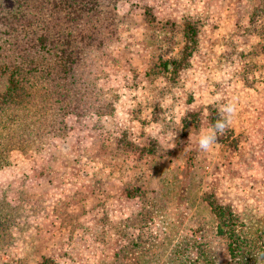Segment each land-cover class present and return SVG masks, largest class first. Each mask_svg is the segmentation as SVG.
Instances as JSON below:
<instances>
[{"label": "rangeland", "instance_id": "374dc122", "mask_svg": "<svg viewBox=\"0 0 264 264\" xmlns=\"http://www.w3.org/2000/svg\"><path fill=\"white\" fill-rule=\"evenodd\" d=\"M114 12L99 80L111 109L67 112L63 134L11 149L0 166V199L18 211L0 264H106L135 244L139 228L125 219L143 204L152 236L127 250L128 262L146 250L143 264H234L228 239L239 233L249 251L264 237V0H119ZM217 95L238 113L203 152L199 135L218 119L205 109ZM124 135L130 145L120 148ZM153 139L168 152L144 167L140 149ZM60 201L74 228L56 214Z\"/></svg>", "mask_w": 264, "mask_h": 264}, {"label": "trees", "instance_id": "16d2710c", "mask_svg": "<svg viewBox=\"0 0 264 264\" xmlns=\"http://www.w3.org/2000/svg\"><path fill=\"white\" fill-rule=\"evenodd\" d=\"M118 2L0 0V166L9 160L11 149L37 146L45 133L63 134L67 112L111 109L99 80L106 76L104 64L112 58L109 44L115 34L114 7ZM104 5L109 9L103 12L100 8ZM160 62L167 64L166 60ZM177 126L180 134L190 128L187 119ZM126 138L117 140L120 148L126 146L125 141L130 145ZM140 150L148 157L144 167H151L156 157L168 152L154 139ZM138 189L143 193L141 186ZM55 212L71 228L78 224L76 216L64 209L63 201ZM17 213L16 206L0 199V242L12 240L10 227ZM151 214V207L143 204L125 219L127 226L139 228L137 240L135 244L128 240L106 264H134L125 259L126 252L133 246L142 248L152 236ZM245 240L236 233L226 241L230 262L264 264V237L260 235L261 245L249 251ZM147 253L141 251L138 264L145 262Z\"/></svg>", "mask_w": 264, "mask_h": 264}, {"label": "clouds", "instance_id": "9594fccd", "mask_svg": "<svg viewBox=\"0 0 264 264\" xmlns=\"http://www.w3.org/2000/svg\"><path fill=\"white\" fill-rule=\"evenodd\" d=\"M223 97L217 95L213 100L207 102L205 115L209 114L207 108L214 107L218 114V119L207 131H202L198 139V148L203 152H209L218 143V139L223 137L226 131L232 126L233 119L238 113L237 103L234 100L222 102Z\"/></svg>", "mask_w": 264, "mask_h": 264}, {"label": "crops", "instance_id": "0c3cea01", "mask_svg": "<svg viewBox=\"0 0 264 264\" xmlns=\"http://www.w3.org/2000/svg\"><path fill=\"white\" fill-rule=\"evenodd\" d=\"M208 63L206 62V69H208V71H206V76L207 77H209V75H207L208 73H209V70H211L210 69V67H209V65L211 64V61H212V53H211V51L208 53ZM195 57H197V56H195ZM208 65V66H207ZM193 68V67H192ZM194 68H196V66H194ZM204 68V69H205ZM201 72H202V70H200L199 69V71H196L195 70V73H194V79H192L193 80V84H196V83H198L200 80H198V79H196L195 80V78H197L198 76L200 77V75H201ZM231 73H233L232 71L231 72H229V74L231 75ZM211 76V75H210ZM234 78L231 80L232 81V83H235L236 82V80L237 81H239V82H241V76H240V74H235L234 76H233ZM242 83V82H241ZM209 84V88H211V85H210V83H208ZM207 84V85H208ZM207 85H206V89H207ZM230 91H232V89H230ZM238 98H240V97H238ZM211 99H212V97H211ZM123 118L125 119V115L123 116ZM126 119H127V117H126ZM63 149V148H62Z\"/></svg>", "mask_w": 264, "mask_h": 264}, {"label": "built area", "instance_id": "2783aa9c", "mask_svg": "<svg viewBox=\"0 0 264 264\" xmlns=\"http://www.w3.org/2000/svg\"><path fill=\"white\" fill-rule=\"evenodd\" d=\"M88 118H89V116H88ZM106 119H108V117H106ZM119 119H121L122 120V117H120ZM109 120V119H108Z\"/></svg>", "mask_w": 264, "mask_h": 264}]
</instances>
